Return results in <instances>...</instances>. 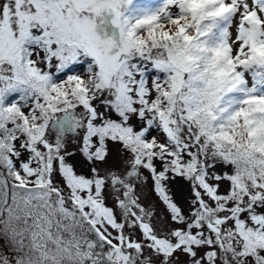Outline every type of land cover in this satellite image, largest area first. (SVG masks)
Masks as SVG:
<instances>
[{
	"label": "snow or ice",
	"instance_id": "snow-or-ice-1",
	"mask_svg": "<svg viewBox=\"0 0 264 264\" xmlns=\"http://www.w3.org/2000/svg\"><path fill=\"white\" fill-rule=\"evenodd\" d=\"M130 3L0 0V264H264V0Z\"/></svg>",
	"mask_w": 264,
	"mask_h": 264
},
{
	"label": "rangeland",
	"instance_id": "rangeland-1",
	"mask_svg": "<svg viewBox=\"0 0 264 264\" xmlns=\"http://www.w3.org/2000/svg\"><path fill=\"white\" fill-rule=\"evenodd\" d=\"M159 1L160 0H131V3L128 4L125 8V15L129 16L132 20H135L136 18H139L145 14L153 12L152 8ZM105 15H108L110 19V14H105ZM108 27H109V31H111L114 26L109 25ZM81 63L84 64V67H82V72H83L86 67L85 60H81L77 64L72 66L75 67L81 65ZM151 75H155V72H152ZM13 98H15V94ZM153 134L154 135L156 134L155 131L153 132ZM4 250H6V252ZM1 251L2 253L9 254L8 242L6 238L2 236H0V252Z\"/></svg>",
	"mask_w": 264,
	"mask_h": 264
},
{
	"label": "trees",
	"instance_id": "trees-1",
	"mask_svg": "<svg viewBox=\"0 0 264 264\" xmlns=\"http://www.w3.org/2000/svg\"><path fill=\"white\" fill-rule=\"evenodd\" d=\"M164 3V0H160L157 2L154 7L152 8V11H157L159 7H161ZM73 67V66H72ZM82 67H84V64L81 63V65L73 67V71L81 72L82 73ZM6 252V250H4ZM2 252V251H1Z\"/></svg>",
	"mask_w": 264,
	"mask_h": 264
},
{
	"label": "clouds",
	"instance_id": "clouds-1",
	"mask_svg": "<svg viewBox=\"0 0 264 264\" xmlns=\"http://www.w3.org/2000/svg\"><path fill=\"white\" fill-rule=\"evenodd\" d=\"M175 27H176L175 25H172V26H170L169 30L170 31H174L175 30Z\"/></svg>",
	"mask_w": 264,
	"mask_h": 264
}]
</instances>
